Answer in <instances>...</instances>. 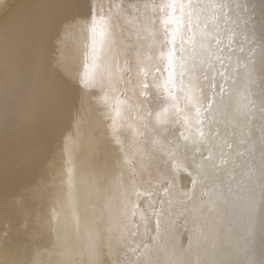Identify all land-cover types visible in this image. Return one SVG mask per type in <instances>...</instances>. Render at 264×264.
<instances>
[{"label":"snow or ice","instance_id":"snow-or-ice-1","mask_svg":"<svg viewBox=\"0 0 264 264\" xmlns=\"http://www.w3.org/2000/svg\"><path fill=\"white\" fill-rule=\"evenodd\" d=\"M67 8L73 25H90L93 33L101 26L108 36L102 50L94 44L83 86L93 95L108 89L101 111L119 115L127 101L135 112V127L119 129L109 115L103 140L90 144L89 163L123 177L135 148L139 169L122 185L115 229L92 237L84 264H193L165 252L174 247L172 217L198 202L193 223L211 230L213 218L236 222L245 250L237 262L220 248L202 264H264V253L257 259L254 251L258 235L264 246V0H71ZM149 9L159 11L158 26L145 16ZM144 19L155 42L153 62L141 73L134 28ZM178 161L189 170L191 191L181 190ZM209 184L208 200L201 201Z\"/></svg>","mask_w":264,"mask_h":264},{"label":"bare ground","instance_id":"bare-ground-1","mask_svg":"<svg viewBox=\"0 0 264 264\" xmlns=\"http://www.w3.org/2000/svg\"><path fill=\"white\" fill-rule=\"evenodd\" d=\"M70 2L71 0H0V164L6 167L11 163L23 161L26 157L20 155L27 154V152L37 146L36 143L40 142L45 129L48 127L45 119H47V114L50 111L49 108L55 102L56 95L58 99L57 93H59V88L62 85L60 83L63 77H67L72 72L69 53L72 39L70 37L71 29L68 27L71 26L72 22L67 8ZM156 2H160V0H156ZM5 3L7 7L3 6ZM156 12L159 15V11L157 10ZM154 15L155 12H152L151 9L145 13L146 17L156 19L158 26L159 18L153 17ZM139 30L142 31V39L139 40V45L143 56L140 72L143 73L147 71L145 65L150 66L153 62L150 57L153 54L152 45L155 42V29L149 19H144L139 26ZM100 31L106 35L101 26ZM62 35L65 38L61 40ZM50 48L62 51L58 58L50 56L46 60L47 65L52 63V61H58L56 63L58 67L57 74L51 76L54 81L50 90L44 95L45 104L43 108L39 112L25 113L23 108L25 107L26 91L29 86H32L34 77L40 71L42 72L43 67L46 66L47 69L46 63L41 65L40 58L42 51ZM89 90L85 88L87 97ZM108 103L112 104L111 101ZM74 107V102L70 100L63 104V110L67 113ZM118 111L119 115H116L122 120L128 118L131 121L132 118H135V112L129 110L127 101L119 106ZM105 113V119L100 120L103 127L101 135L97 136L94 140L95 142L103 140L105 122L108 121L109 115L111 114L112 116L113 112L108 107H105ZM20 115H22L23 119L19 118V122L17 121L14 126V121ZM194 117L195 112L193 111L189 114V118L193 119ZM8 129H13V131L11 135L5 136ZM74 132L73 134L66 132L64 138L62 137V140L57 142L58 151L53 152L49 156V162L47 161L46 165L42 166L45 178H43L41 183L43 194L38 199L36 198L37 208L35 209L33 205L32 210V208H29L32 206L31 204L27 207V203L23 202L25 201L24 197L12 209L0 212V264H24V249L30 246L31 238L42 225L49 231L47 237L53 238V246L49 250L47 262L44 264H57V250L64 244L65 240L74 242L73 236H78V234L88 229V225L84 223L85 214L78 213L77 206L72 201L71 196V189L82 188L83 190V188H86L87 184L83 179L84 176L76 177V170L73 175L66 176L67 178L62 175L64 165L72 167L77 163L75 169L77 167L80 170L86 168L91 171L92 169V166L90 167L91 163H89L90 155L87 153L83 154L84 146L80 143L79 137L74 136ZM129 156L131 160L138 161L135 148L130 149ZM204 156V163L207 167L208 153L205 152ZM178 162L181 167L180 175L183 177L181 190L184 192L191 191L192 183L189 170L184 167L182 161ZM109 170L111 169H101L103 174L106 172L109 174ZM133 172L139 175V169L136 164L133 165ZM118 181L117 179H112L108 183L107 188H110L112 197L111 200L105 199L109 220L115 227L118 210L116 209L117 203L114 205V200L117 192L120 195L122 191V186L119 190L117 189ZM128 181L129 179H124L121 184H127ZM212 187L209 184L208 188L203 189L201 201L208 200L209 189ZM113 190L115 191L113 192ZM61 191L64 192L60 195ZM63 196L71 201L63 205V200L61 199ZM200 206L198 202L193 205V211L177 213L172 217V223L169 228L171 235H169L168 239L169 245L174 247H170L165 252V258L168 256L177 258L178 254H180V259L190 260L193 264H202L204 260L210 258L214 250L225 248L231 252L233 260L239 262L245 259L243 235L238 224L233 222L229 225L227 222H220L213 218L211 230L201 229L198 223H193L194 217L199 214L196 210ZM28 208L31 213L29 217ZM61 218H64V220L61 221ZM27 221L31 223L27 224ZM99 225L101 226V228L99 227V232L105 233L104 229H102L103 224ZM142 231L143 228H141ZM152 233L155 234L154 231ZM138 238L140 236L137 237V240ZM153 240L154 238L148 240L150 246L153 244ZM136 243L139 242L137 241ZM254 251L257 259H260L261 254L264 253V246L261 244L259 235ZM129 253L132 259L137 258L139 255V253H133L131 249Z\"/></svg>","mask_w":264,"mask_h":264},{"label":"rangeland","instance_id":"rangeland-1","mask_svg":"<svg viewBox=\"0 0 264 264\" xmlns=\"http://www.w3.org/2000/svg\"><path fill=\"white\" fill-rule=\"evenodd\" d=\"M153 17L159 18L160 13L157 15V12H155ZM68 27L71 29L70 37L72 39H70L71 46L69 48L72 72L70 75L68 74L67 77H63V80L60 83L62 85L59 88V93H57L58 99L56 95L55 102L50 106L47 119H45L48 127L45 129L40 142L36 143L37 146H35L33 150L27 152V154L20 155L26 157L23 161H17L13 164L11 163L7 167L0 164V212L12 209L18 204L17 202L24 197L25 201L23 202L27 203V207L31 204L32 206L29 208H32L33 205L35 209L37 208L35 203L36 198L38 199L39 196L43 194L41 183L43 178H45L42 166L46 165L49 156L53 154V152L58 151L59 147L57 146V142H60L62 137L64 138L66 132L73 134L75 131L74 136L79 137L80 143L84 146L83 154L87 153L88 155H90V144L95 143L94 140L97 136L101 135L100 133L102 132L103 127L100 120L105 119L106 113L105 107L103 108V111L100 110V101L102 100L104 93L108 92V89L105 88L104 92H100V89L97 88L96 91L100 93L99 95H93L92 91L89 90L87 97L81 78L84 76L85 72L91 73L92 71L91 55L94 44L97 49L102 50L100 49V46L104 41H107L108 36L107 33L105 35L100 31V26H97L94 33L91 30L90 25L85 27L81 24H71V26ZM137 31L138 35L136 36V39L139 42V40L142 39V31L139 30V27L134 28V35ZM64 38L65 36L62 35L61 40ZM139 50L140 52L142 50L140 45ZM61 52L62 51L59 49L55 50L53 48L43 50L40 58L41 65L45 64L50 56L52 58H58ZM56 63H58V61H52V63L48 65L46 63L47 69L46 66L43 67L42 72L40 71V73L34 77L32 86H29L26 91L24 99L25 107L23 108L25 113L32 111L34 113L37 111L39 112L43 108L45 104L44 95L50 90L54 81L51 76L57 74L58 67ZM29 75L31 76V74ZM67 100L73 101L75 105L74 109H71L68 113L63 110V104ZM109 101H111L112 104L116 103L115 100ZM109 101H106L105 104ZM57 115L59 119L57 118ZM112 117L116 120L118 129L121 127H134L132 121L135 118H132L131 121H129L128 118L122 120L117 117L116 112L112 113ZM19 118L23 119L22 115L14 121V126L16 125V122L20 120ZM12 131L13 129H8L5 136H8V134L11 135ZM129 142L131 143V136H129ZM135 161L134 159L131 160L130 156L128 157V168L123 177H121L118 172L112 170H109V174L107 172L103 174L101 169L106 170L109 168L94 166L93 164L90 165V167L92 166L91 171L86 168H84L85 170H80L79 167L75 169L77 163L72 167L69 165L63 166L62 175L64 177L73 175L75 170L76 177L80 178L84 176L83 179L87 184L86 188H83V190L82 188L71 189V196L72 201H74V204L77 206L78 213L85 214V219H83L84 223L88 225V229L86 231L84 230L83 233L78 234V236H73L75 239L74 242L65 240L64 244L62 243L63 245L57 250V264H84L85 248L92 237L99 232V229L101 228L99 224H103L102 229L108 234L115 229V226H113L111 220H109L108 210L105 205V199L107 198L111 200L112 197L110 188H107V185L112 179H117L119 180L117 183V189L119 190L124 179H131L128 172H133ZM70 167L71 169H69ZM27 191L29 192L27 193ZM114 191L115 190H113V192ZM63 192L64 191H61L60 195ZM120 195L119 192H117L114 200V205L117 203V207L115 206L118 210L117 214L119 212ZM61 199L63 200V205L66 204V202L69 203V201H71L67 200L65 196L61 197ZM29 208L28 217L31 214ZM63 220L64 218H61V221ZM30 223V221H27V224ZM48 232V229L42 225L36 234L33 235L30 246L25 247L23 252L25 258L24 264H44L47 262L48 252L53 246V238L47 237ZM154 237L155 234L150 230L148 232L147 240ZM143 239L144 237L140 236L137 240L139 243H136L135 246H141Z\"/></svg>","mask_w":264,"mask_h":264}]
</instances>
